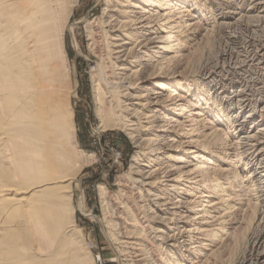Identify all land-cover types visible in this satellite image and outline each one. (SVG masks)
<instances>
[{
  "label": "bare ground",
  "instance_id": "6f19581e",
  "mask_svg": "<svg viewBox=\"0 0 264 264\" xmlns=\"http://www.w3.org/2000/svg\"><path fill=\"white\" fill-rule=\"evenodd\" d=\"M69 3L72 8L67 7ZM77 5L78 1L71 0H0V264L93 263V259L86 252L91 250L80 240L78 226L68 210L70 182L72 183L81 164L80 156L74 150L75 113L68 104L70 95L68 89L70 74L66 71L69 61L66 48L68 21L64 16H66L65 11L71 13ZM152 7L154 9L160 7L164 11L174 7L176 12H181V15L187 14L194 18L191 36L185 39L187 43L198 41L199 38L205 39L209 34L211 29L208 23V11L213 12V17H219L223 21L219 24L220 29L217 30L224 36L226 29H240L244 23L249 27L250 24H262L264 21V0H241V2L239 0H106L103 32L108 54L102 59L105 61H103V73L106 74L107 70L116 67L115 71L111 70L114 78L111 76L109 83L117 85V81L120 80L122 85L129 84L125 90L127 92L133 86H137L136 84L142 80L140 76L143 75L140 69L137 70L136 62L131 60L132 55L141 49L145 51L144 62H148L155 53L154 48L151 47L153 44L151 23L155 17ZM187 24L188 22L183 18L182 22L172 25L171 32H166L168 35L162 40L174 38V46L166 47V50L159 48L157 54L164 55L166 51L177 47L184 38L181 33V36L171 37L173 30ZM260 26L259 24V28ZM88 30L91 46L98 50L100 35L94 22H89ZM237 38L234 35L230 36L233 44H238ZM259 41L248 40L247 43H243L245 46L243 49L252 64L250 67L264 71V41L261 40V43ZM159 63L162 64L158 61L159 66L161 65ZM185 64L178 66L172 74L168 75V73V76L164 73L158 77L160 82L157 89L168 92L169 96L163 102L157 99L155 105H164L167 110L160 119L162 121L174 120L169 114L188 113L190 109L193 110L188 121L193 117L194 119L191 120L193 126L203 130L200 139L193 142L197 151L178 149L175 150L176 155L170 156L174 166L180 165V168H177L179 170L175 175L167 169L169 166L166 168L171 175L169 173L167 176L164 175L166 189L162 190L163 193L158 192L157 200L153 199L152 207H156L155 210H152V199H149V208L152 210L150 212L154 216H146L145 221L142 220L135 205L124 203L128 194L123 193L126 199L122 200L125 204H122L124 205L122 208L127 211L128 218L132 222L129 228L131 229L129 235L132 236L121 238V235L117 237L118 234L115 235L113 232L112 238L127 264H143V262L151 264V258L155 264H196L195 258L185 254L189 251L183 250L187 247L183 245L184 233L170 230L173 225L177 227L182 221L183 216L179 209H192L195 205H199L191 201L190 197L196 196L198 201L208 198L211 199L209 203L214 208L215 216L212 218L214 221L196 228L200 237L199 249L210 251V255H207L210 257L207 264H218V259L224 256L226 250L239 236L240 230L243 231L244 223L251 213L256 219L255 225L261 230L251 236L248 235L247 250L236 264H264V107L262 106L263 109L260 111L261 117L251 109L254 108V104L260 102L259 100L254 102V99L259 98L262 92L257 91L250 96V85L241 80L243 84L239 83L240 81L234 82L230 93L233 94L232 98L226 87H221L222 91L217 95L216 91L220 90V85L214 80L217 77L210 80L212 76L208 81L205 79L203 82L191 83L187 77L189 67ZM142 65L143 63L139 64V67ZM167 67L163 64L160 66L162 71ZM135 68L137 71H134ZM149 69L150 66L147 64L143 73ZM116 70L120 71V74H117ZM103 80L105 79L97 80V91L101 88ZM138 93H122L123 96L119 97L126 98L127 101H121L118 107L120 106L119 108L127 115L122 118L121 114L117 116L114 113L113 116L107 115V119L108 121L118 119L119 123L116 126L125 129L139 149L153 144L155 140L151 137L147 138L152 129L149 126L151 116L147 109L151 103H145L149 102L145 101L146 96ZM135 101L139 103L135 104ZM99 112L103 117L106 115L103 109ZM180 125L182 127L183 124ZM250 125H258L256 133L247 131ZM161 128H163L162 133L174 131L171 128L167 130L166 125ZM177 143L182 145L185 142L183 143L182 139ZM191 156H195L196 160L190 162ZM204 157L207 160L201 164H207L208 168L200 172L205 174L201 179L190 183L191 185L188 183L190 186H187V180L183 177L187 174L189 176L186 171L188 164L201 161ZM155 160L151 155L140 151L134 161L135 178L132 180L134 184L139 185V190L147 189L149 197L159 183L155 180H159L157 177L161 172V167L153 165ZM191 166L200 169L198 164ZM197 170L195 168L194 171L193 169L189 171L190 175L199 174H195ZM120 182V186L124 187V181ZM173 191L176 192L177 202L174 203L173 209L166 210L164 207H167L168 201L163 195H171ZM101 194L104 200H107L105 187L101 188ZM142 194L140 192V195ZM183 196H186L185 200L182 199ZM207 202L201 201V206ZM117 213L119 215V212ZM187 219L185 233L191 232L189 225L191 222L189 217ZM112 221L108 215L106 222L109 226L115 223ZM152 222H155L154 228L151 227ZM115 225L118 227L119 224H114V227ZM119 227L121 229V226ZM198 247L196 246L197 249ZM196 248L190 247L191 250Z\"/></svg>",
  "mask_w": 264,
  "mask_h": 264
},
{
  "label": "rangeland",
  "instance_id": "374dc122",
  "mask_svg": "<svg viewBox=\"0 0 264 264\" xmlns=\"http://www.w3.org/2000/svg\"><path fill=\"white\" fill-rule=\"evenodd\" d=\"M71 1H78V5L74 7V10H72L71 3H69L67 7L70 6L71 8L69 9H71L72 11L71 13H67L65 11L66 16H64L66 17L68 21V25H67L68 28L66 30V48H67L68 58H69V61L67 62V65H66V71L67 72L69 71V74H70L69 84H68L70 95H69L68 104H69V108L75 113L74 122H75V132H76V140H75L76 143L74 146L75 148L74 150H76L78 155L80 156L79 158H80L81 165L75 173V177H74L75 180L73 179L72 183L70 182V189L68 190L69 192L68 193L69 195L68 210H70L73 216L72 219L74 218L73 220L76 222V225L78 226L77 230L79 232L80 240L83 241V243L87 245L86 248L88 247L91 250L90 252L86 250V252L89 253L91 258L93 259L92 264H127L126 262H124L125 257L123 258L122 253L120 252L121 250L118 249L119 247L115 245L116 242L112 238V234L114 233L115 235L118 234L117 237L118 236L120 237L121 235V238L122 237L129 238L130 236H132V235H129L131 232L130 231L131 229L129 228H131L130 226L132 222L128 218V213H126L127 211L125 212V209L123 210L122 206L125 205L124 203H127L128 205L129 204L135 205L134 207L136 210L138 209L139 217L144 221H145L146 216H150V217L151 215L154 216L151 212L152 210H155L156 207L153 208L152 204L154 203L153 202L154 200H157V195L161 192L163 193L162 190L166 189L165 186L167 185V183L165 182L166 179L164 177H166L168 173L169 175L171 174L175 175L179 170L177 168H180V165L174 166L175 164L172 161H170V156L176 155L174 153H175V150H178V149H181V150L188 149L192 152L193 151L196 152L197 150L194 149L195 143L193 142H196L198 139H200L199 136L200 134H202L201 132L203 131L199 129L197 126L196 127L193 126L194 123L191 122V120L194 119L193 117L190 118V121H188L189 120L188 117L192 116V112H193V110L191 109L189 110L188 113L177 112V113L169 114L171 118L173 117L174 120L176 121L160 120L162 118V115L165 112H167V110L165 109L164 105H160V106L155 105L156 103L155 101H157L158 99L159 101L163 102L164 100L168 98L169 93L157 89L158 82H160L158 77L161 75H164V73H166L165 75H167L168 73H169L168 75H170L174 72V70L178 66H181L182 64L184 65V63H186L185 65H188L189 67L187 70V72L189 71L187 73L189 82L191 83L197 82V81L203 82L205 79H206L205 81H208L209 78L212 76L213 78H211L210 80H213L215 77H217L214 80L218 82V84L220 85L219 89L221 87H226L229 92V96L231 98L233 97V94H230V93L234 85V82L240 81L239 83H242L243 81L246 84H248V86L250 85L249 86L250 96L257 91L259 93L262 92L259 98L257 97L254 99L255 101L253 100V98H251V100H253L254 102H256L257 100L260 101L254 104L255 109L254 108H251V109H253V111L256 112L257 116H259L260 114L262 115L260 111L264 107V75H263L264 71L260 69L258 70V68L256 70L255 67H250V65L252 64H250V61L247 58V54L244 53L243 48L245 47L244 44L247 43L248 40L256 41V42L260 40L259 41L260 43H261V40L264 41V38H262L264 37V21L262 22V24L261 23H254L252 25L250 24L249 27L248 25H246L247 23H244L243 27L240 29L239 28L238 29H226L225 30L226 37H225L222 32L217 30V29H220L219 24H221L223 21H221L219 17H216V18L213 17L214 16L213 12L211 13V11H208L207 12L208 19H209L208 23L210 24L209 28L211 29L209 34L206 35L207 37L205 39L201 40V38H199L198 41H195V42L191 41V43H187L185 39L188 36H191V33H192L191 25L192 23H194V18L187 16V14L181 15L180 14L181 12L180 11L176 12V8L174 7H170L172 9L165 10V11L160 7H157L156 9L152 7L155 12V17L152 20L154 23L153 22L151 23V40H152V43L154 44V45L151 44L152 45L151 47L154 48V52L156 53V55L154 53L151 56L150 61L148 62H144V60L146 59L145 51H141V49L140 51L138 50V53L135 52L134 55H132L131 60L133 62H136L138 66L137 70L140 69L143 75L140 76L142 80H140L136 84L137 86H133L132 89H130L127 92L125 90L127 87H129V84L126 85L125 83L122 85L120 80H119L120 82L117 81V85H112L111 83H109L111 76L113 75V71H115L114 69H116V67L107 70L105 72L106 74L103 73L104 72L103 66H104L105 61L102 59H104V56L108 54L106 50L107 46L104 45L106 43V39H105V35L103 32V28H104L103 21L105 20L106 0H71ZM239 2H241V0H239ZM246 11L247 10H245V13H247ZM183 18L186 22H188V24L180 29L173 30V35L171 37H176L178 35L181 36L182 34L184 39H182L181 37L182 41L179 42V45L177 47L175 46L170 51L168 50V52L166 51L164 55L157 54L160 51L159 48H163V50H166V47L174 46V43H173V41L175 40L174 38H172V40L167 39L165 41L162 40V38L168 35L166 32H171L170 27H172V25L176 24V22H179V23L182 22ZM89 22L90 23L94 22L95 28L100 32V33L98 32V34L100 35V38H99L100 45H99V48H97L98 50H95V48L91 46V43L89 40V35H88ZM259 24L261 25L260 28H259ZM251 27L254 28V32H253V28ZM166 28H169V29L167 30ZM233 35L236 38L238 36L239 38V39L237 38L238 44H233L231 42L230 36H233ZM229 44L231 45L233 44L232 47ZM231 56H232V60H230ZM158 61L162 62L164 67L168 66L167 67L168 69L166 68V70L162 71L160 68L162 64L159 63L161 65L160 66L157 65ZM141 63H143V65L139 67V64ZM147 64L150 66V69L143 73V70ZM215 65H217L219 68ZM238 66L240 69L238 68ZM111 70L113 71L111 72ZM137 70L136 68L134 69V71H137ZM116 71H117V74H120V71L119 72L118 70ZM150 76H151V80H149ZM100 77L102 79L104 78L105 80L106 79L107 80L106 81L103 80L101 88H99V90L97 91L96 89L97 80L101 79ZM112 78L114 77L112 76ZM251 81H253L254 83H252ZM256 81L257 83H255ZM132 82H134V80H132ZM118 84L120 85L118 86ZM257 89H259L260 91ZM219 91L221 92L222 90L220 89L216 91L217 95ZM136 92H139L143 94L144 96H146L144 99L145 101L147 100L149 102H145V103H151V105H149L148 106L149 108L147 107V109L150 113L151 119L153 118L152 120L151 119L149 120V122L152 123V124L150 123L149 125L152 129L150 131V136H147V138L151 137V139L153 138V140H155L153 144L151 143V145H147V146L145 145L143 146L144 148L141 147L139 149L135 141L132 139V137L129 136V133L126 132L125 129H121L116 126L118 125L117 123H119L118 119H117L118 121L117 120L108 121L107 119V115L113 116L114 113H116L117 116L122 115L121 116L122 118L125 115H127L126 113H124L123 110H121V108H119L120 106L118 107V105L121 104V101H127V99L119 97V96H123L121 95L122 93L132 94ZM139 93L138 95H140ZM170 102L169 104L172 105V103ZM127 103L131 104L133 102H127ZM134 103L138 104L139 101H135ZM180 105H184V103H180ZM100 109L101 110L103 109L106 111L105 113L106 115H104V117L100 114L99 112ZM120 110L123 111V113ZM180 124H183L182 127ZM164 125L167 126L168 128L167 130H170L171 128V129H174V131L170 130L168 131V133H162L161 129L163 128L161 127ZM174 126H176V128ZM257 128H259L258 125H253V126L250 125L247 131L256 133L258 130ZM187 133L188 134L192 133L193 135L191 134V135L186 136L185 134ZM168 134H170V136H165ZM182 139H183V143L185 142L184 144L181 145V143L180 144L177 143V142H180ZM171 147L173 149H171ZM140 151L145 154L151 155V158H153V160L156 159L153 165H155L156 167L157 166L161 167L160 168L161 172H159L160 174L158 173L157 178H159V180L162 179L163 181L155 180V181H158L159 183L158 185H156V187H154V190L152 189L153 192H151L150 197L148 196L147 189L142 188L141 190H139V185L136 183L134 184V181L132 180L133 178H135V175H134L135 157H136V154H138V152ZM83 160L85 161L83 162ZM194 160H196L195 156H191L190 162ZM206 160L207 158L204 157V159L202 158L201 161L189 163L188 164L189 167H187L188 165L186 166L188 168L186 171L189 173V176L187 174V176L185 175L183 179L187 180L186 181L187 186H190L191 185L190 183H194L197 180L201 179V176L205 174L201 172L204 171L205 169L207 170L208 165L201 164V163L206 162ZM193 164H198V167H200V169L197 167H192L191 165ZM166 168L172 171L171 174H170V171H168ZM195 168L196 170L198 169L197 172H195V174L196 173H199V174L190 175L189 171H192V169L194 171ZM165 170L167 173L165 172ZM120 181H124V187L120 186V183H121ZM170 185H172V183ZM102 187H105L107 189V195H106L107 200H104V197L101 194ZM171 190L173 189L171 188ZM140 192L143 194L140 195ZM123 193L128 194L127 195L128 198L127 200H125L124 203L122 200L126 198L124 197L125 195H123ZM132 193H133V196H132ZM136 193L139 195H137ZM129 195L132 196L131 200H130ZM143 196L145 200H143L144 199ZM163 196L166 199V201H168L167 202L168 205L167 207H164V209L166 210L173 209L175 206L174 203L176 204L177 202L176 192L173 191L171 195H163ZM195 198L196 196L195 197L192 196L190 197V200L197 202V204H199L197 205L198 207L195 205L194 207H192V209H187V208L179 209L178 211H180L181 212L180 214H182L183 216L181 218L182 221L178 223L179 225V227L177 225L178 228L176 227V225H173L170 231L171 232L177 231L178 233L183 232L184 239L182 240L185 242V244L183 245L187 246L183 250L189 251V253H185V254L187 256H191V258H195L196 264H207V261L209 260L208 258H210L207 255L208 254L210 255V251H206L205 249L203 250L199 249L200 247L199 238L200 237L197 234L198 232L197 229L200 228L201 225L203 226L204 224H207L208 222L209 223L213 222L214 220L212 218L213 216H215V213H214V208L211 207V203H209L211 202V199L206 198V200L203 199V200L198 201L197 200L198 197L196 199ZM149 199L150 200L152 199L151 200L152 210H150L149 208L150 207ZM182 199L185 200L186 196H183ZM142 200L144 202H142ZM201 201L202 202L208 201V202L204 203L201 206V203H200ZM145 202H147L148 204ZM156 202L158 201H155V203ZM143 208L146 211L143 210ZM256 208L258 209V207ZM200 209H202V211H199ZM207 211H209L210 213L206 214ZM117 212H119V215H117L118 214ZM199 212H201L202 214ZM108 215L110 216V221H112V219L113 221H115V223L112 221L113 227L112 225L109 226V224L106 222V217ZM120 216H122L123 218L122 217L120 218ZM197 216L200 218V220H198L199 218ZM187 217H189V221L191 222L189 223V225H191L190 227L191 232L189 233L184 232L186 229L185 222L186 221L188 222ZM126 222L129 224H127ZM154 223L153 222L151 223L152 228H154L155 226ZM114 224H119V225L118 227H116L117 225H115L116 227L115 228ZM255 224H256V219L253 216V213H251L249 219H247L244 223V227L242 228L243 231L240 230L239 236L231 244L230 248L226 250L227 252L224 254V256H221L223 258L220 257L218 259L219 260L218 264H236L237 260L241 258L247 250L248 246L246 244H247L248 235L251 236L253 234L260 232L261 230V228H258L257 227L258 225L256 226ZM122 225H124L123 226L124 228H122ZM119 226H121L122 230L120 229ZM116 229H118L122 233ZM126 231H128V233ZM196 246L197 247L199 246L198 249L196 248ZM190 247L192 248L195 247L196 249L191 250ZM197 250L198 251L200 250V251L198 252ZM152 260L153 258H151V264H155L154 261ZM143 264H147V263L143 262Z\"/></svg>",
  "mask_w": 264,
  "mask_h": 264
}]
</instances>
